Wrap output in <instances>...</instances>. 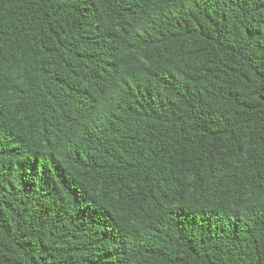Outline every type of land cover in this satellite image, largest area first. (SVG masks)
Listing matches in <instances>:
<instances>
[{"label":"trees","instance_id":"1","mask_svg":"<svg viewBox=\"0 0 264 264\" xmlns=\"http://www.w3.org/2000/svg\"><path fill=\"white\" fill-rule=\"evenodd\" d=\"M0 264H264V0H0Z\"/></svg>","mask_w":264,"mask_h":264}]
</instances>
